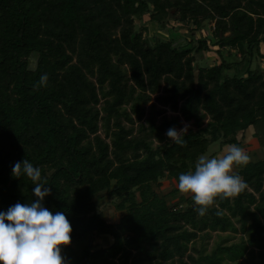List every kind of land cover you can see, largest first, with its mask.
<instances>
[{"label":"trees","instance_id":"trees-1","mask_svg":"<svg viewBox=\"0 0 264 264\" xmlns=\"http://www.w3.org/2000/svg\"><path fill=\"white\" fill-rule=\"evenodd\" d=\"M146 14L166 31L175 19L184 40H150ZM206 22L213 41L195 36ZM215 46L219 59L197 64ZM263 50L264 0H0V210L36 199L30 179L11 175L25 158L50 189L43 205L72 227L65 264H264V157L235 166L246 187L203 216L191 194L159 188L214 145L244 150L250 127L263 136ZM153 95L175 114L141 120ZM181 120L194 127L175 144L165 132ZM103 193L118 198L117 222L98 211ZM228 230L244 236L194 245Z\"/></svg>","mask_w":264,"mask_h":264},{"label":"clouds","instance_id":"clouds-1","mask_svg":"<svg viewBox=\"0 0 264 264\" xmlns=\"http://www.w3.org/2000/svg\"><path fill=\"white\" fill-rule=\"evenodd\" d=\"M46 81L47 75L41 74L39 83ZM185 131L186 127H169L165 135L182 144ZM248 161V154L237 145L228 146L222 156L199 155L193 171L178 174L177 190L191 194L194 211L203 216L215 199L233 197L246 187L232 169ZM11 175L30 179L36 199L0 210V264H65L61 246L70 244L72 227L64 212H52L43 205L50 189L42 182L40 168L24 158L12 164Z\"/></svg>","mask_w":264,"mask_h":264},{"label":"rangeland","instance_id":"rangeland-1","mask_svg":"<svg viewBox=\"0 0 264 264\" xmlns=\"http://www.w3.org/2000/svg\"><path fill=\"white\" fill-rule=\"evenodd\" d=\"M143 19H145V23L148 26V30L145 32L146 36L152 40L153 37H168L172 36L174 34L178 35V42L184 40V33L185 29L182 28L175 19H170L169 23L165 24V27H167L169 30H163L160 29V26L158 27L157 24H152V22L149 20V15H144ZM141 22L137 20V26H140ZM213 23L206 22L202 29L196 30L195 36L197 37H205L208 39V41H213ZM184 35V36H183ZM215 48H212L210 51H202L200 53H197V64L200 65H210L213 62L217 61V57L219 59L218 54L215 53ZM264 51V50H263ZM231 60H240L241 54L239 52H236L233 57H231ZM36 60V55H32L31 57V65L33 66ZM254 67H260L264 71V58H260L257 56L255 60L253 61ZM152 104L155 105V109L152 108ZM157 110H162L161 112H158ZM153 114L156 123H159L162 120L163 115H167L168 117L172 114H175L172 112L169 108L163 106L162 104L158 103L155 100V95L152 96V100L145 106V112L143 113L141 120H146L149 115ZM182 124L178 127V129L182 127H186V131H188L190 128H193L194 126L191 125V123L181 120ZM257 128L250 127L245 132L239 133V138L242 139L244 142V151L248 154L250 160H257L258 158L264 157V130L261 131L260 135H263L260 139L256 137L255 131ZM102 135L104 136V131L102 130ZM160 143V140L156 137L154 138V145H157ZM228 146L225 148H219V146L214 145L213 151L216 150V156H222L227 149ZM232 170H235V166ZM177 184L175 182H168L167 179H163L162 186L159 187L161 191H169L173 187H176ZM158 188V189H159ZM118 201L117 197H107L106 194H103L102 199H96L97 208L98 211L106 218L108 221L111 222H117L120 218L121 212L116 208L115 203ZM237 226L240 228L239 223H236ZM242 236L244 234L238 230V231H231L228 230L226 232H220V231H211L210 236H208L205 240H196L194 245L196 247H200L202 244L206 247V249L210 250L214 246H216L218 243H232V242H238L241 240ZM100 243L108 244L112 241V238L108 235L102 236L100 238ZM161 264H178L177 261L174 262H162ZM233 264V263H231Z\"/></svg>","mask_w":264,"mask_h":264},{"label":"crops","instance_id":"crops-1","mask_svg":"<svg viewBox=\"0 0 264 264\" xmlns=\"http://www.w3.org/2000/svg\"><path fill=\"white\" fill-rule=\"evenodd\" d=\"M152 24H155V23L152 22Z\"/></svg>","mask_w":264,"mask_h":264},{"label":"water","instance_id":"water-1","mask_svg":"<svg viewBox=\"0 0 264 264\" xmlns=\"http://www.w3.org/2000/svg\"><path fill=\"white\" fill-rule=\"evenodd\" d=\"M104 194V193H103Z\"/></svg>","mask_w":264,"mask_h":264}]
</instances>
